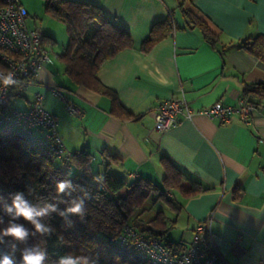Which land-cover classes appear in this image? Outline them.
I'll return each instance as SVG.
<instances>
[{
  "label": "crops",
  "instance_id": "obj_1",
  "mask_svg": "<svg viewBox=\"0 0 264 264\" xmlns=\"http://www.w3.org/2000/svg\"><path fill=\"white\" fill-rule=\"evenodd\" d=\"M71 1L99 8L128 32L133 48L104 62L96 79L115 93L121 114L129 116L112 114L106 97L58 77L54 64L41 67L38 85L20 99L21 109L35 93L42 94L66 149L85 150L95 159L102 153L116 156L107 171L127 183L147 179L160 186L165 159L211 188L188 199L166 193L177 203L175 222L183 226L171 239L182 244L176 252L184 251L195 225L212 213L211 232L223 264H264V101L247 121L232 117L223 124L196 116L159 134L153 119L160 102L181 94L194 111L217 102L236 106L244 87L264 83V0H194L191 11L217 37L215 46L186 27L177 0ZM169 14L177 29L140 50L152 26ZM257 37L262 40L252 44ZM243 41L252 44L248 50L239 47ZM48 86L60 90L63 100L48 93Z\"/></svg>",
  "mask_w": 264,
  "mask_h": 264
},
{
  "label": "trees",
  "instance_id": "obj_2",
  "mask_svg": "<svg viewBox=\"0 0 264 264\" xmlns=\"http://www.w3.org/2000/svg\"><path fill=\"white\" fill-rule=\"evenodd\" d=\"M177 3L186 27L199 32L202 39L210 45H217V37L207 24L191 11L194 0H177ZM44 6L45 11L60 21L66 31L68 44L60 55L64 75L74 85L106 97L110 102L112 114L128 117L126 113L121 114L123 109L115 93L96 79V72L104 62L124 50L133 48L128 32L110 21L99 8L83 2L44 0ZM176 29L173 16L169 14L165 21L152 26L140 50L146 52L153 44ZM258 39L262 40L257 37L252 44L258 42ZM45 42L48 40L42 34L43 46ZM252 44L243 41L239 47L247 49V45ZM241 97L243 101L257 108L261 105V101H264V83L244 87ZM24 157L28 159L24 160ZM95 158L89 152L79 150L74 153L69 152L68 158L57 159L47 150L31 147L26 139L8 129L0 128V193L5 197L9 192L14 191H23L27 195V186L31 185L35 192L28 196L29 200L36 203L37 197H41L43 202H52L58 196L55 184L66 178L65 173L69 168L74 172L71 179L77 186L73 196L81 194L80 187L91 193V198L86 201L87 213L83 222L76 216H69L65 220L53 213L50 215L48 225L55 229L54 234L51 237H41L38 234L35 238H30L28 244H38L46 249L48 264L66 253L93 255L99 253L100 264H147L137 258L130 244L118 243V234L122 227L127 226L146 239L156 240L168 252L180 253L176 252V248L181 247L182 244L174 243L169 237L170 227H173L171 225L175 224V220L168 225L169 221L162 212H157L154 218L147 222L130 224L129 220L132 215L139 212L143 203L151 196L165 201L178 210V207L173 205L174 199L167 196V192H174L188 199L212 189L190 180L165 159L162 160L164 175L158 186L147 179H136L127 183L122 178L111 175L107 170L110 164L118 159L114 155L102 153L98 159ZM99 174L104 177L102 186L91 182L92 176ZM65 206L59 205L61 209ZM4 218L8 219L7 216ZM27 227L32 228L31 225ZM58 236L63 238L58 239ZM4 247L7 250L6 246ZM17 260H19V252H17Z\"/></svg>",
  "mask_w": 264,
  "mask_h": 264
},
{
  "label": "built area",
  "instance_id": "obj_3",
  "mask_svg": "<svg viewBox=\"0 0 264 264\" xmlns=\"http://www.w3.org/2000/svg\"><path fill=\"white\" fill-rule=\"evenodd\" d=\"M27 12L20 0H0V80L9 73L19 82L5 88L0 83V128L8 129L26 139L31 147H40L57 159L68 158L64 143L57 133L56 118L44 105V96L35 93L25 109L12 108L11 104L23 98L29 88L38 85V75L44 64H53L42 45V33L26 26ZM47 92L63 100L56 87L48 86ZM79 116V111L68 108ZM257 111L256 106L240 101L236 106L217 102L210 107L192 110L183 95L160 102L153 114L154 131L164 134L183 121L196 116L220 123H230L232 117L247 121ZM213 214L197 223L187 248L178 254L170 253L154 239H146L134 229L124 226L117 236L121 245L130 244L139 260L147 264H223L211 232Z\"/></svg>",
  "mask_w": 264,
  "mask_h": 264
},
{
  "label": "clouds",
  "instance_id": "obj_4",
  "mask_svg": "<svg viewBox=\"0 0 264 264\" xmlns=\"http://www.w3.org/2000/svg\"><path fill=\"white\" fill-rule=\"evenodd\" d=\"M0 83L7 88L18 85V81L12 73L4 76ZM74 172L67 169L65 179L59 180L55 184L58 196L54 201H44L43 203H33L28 199L35 189L27 186V195L23 191L9 192L7 197L0 193V264H48L49 257L47 250L38 244L29 245L30 238H35L38 234L41 237H51L55 229L50 225L42 223V219L55 213L67 220L69 216H76L82 222L87 213L86 201L91 198V193L80 187V195L73 196L77 191L71 177ZM91 182L102 186L104 177L102 174L92 176ZM60 204L66 205L63 209ZM5 216L8 217L5 220ZM27 225H31L29 229ZM69 227L71 224L69 223ZM58 236V239H62ZM21 245H24L21 247ZM6 249L5 250V247ZM19 252V260H17ZM119 259V258H117ZM51 264H100L99 253L96 254H75L66 253L59 256Z\"/></svg>",
  "mask_w": 264,
  "mask_h": 264
},
{
  "label": "rangeland",
  "instance_id": "obj_5",
  "mask_svg": "<svg viewBox=\"0 0 264 264\" xmlns=\"http://www.w3.org/2000/svg\"><path fill=\"white\" fill-rule=\"evenodd\" d=\"M20 2L25 6L28 12V19L26 21L27 28L39 29L44 33V36L46 38L52 40L45 42L46 50L48 51L49 56L53 61L55 68L57 69V76H63L64 70L63 64L60 60V55L64 52L68 44L64 25L45 11L44 0H20ZM52 42L54 44H52ZM11 107L21 109L23 107L22 101H14L11 104ZM27 159V157H24V160ZM54 163L57 164V161L54 160ZM109 173L113 176L120 178L119 175L113 172V170ZM173 194L174 196H176V193L173 192ZM37 202L43 203L41 197H37L36 203ZM172 202L173 205L177 207V203H175V200H173ZM157 212H162L169 221L168 225H171L170 222L175 220V216L178 214L179 211L175 208H172V206L166 203L165 201L157 200L154 196H151L143 203L139 212H137V214L132 215L129 220V223L137 224L139 222H147L153 219ZM49 218L50 216L43 218L42 223L48 225ZM171 226L173 227H170L171 229L169 232V237L170 239L174 240L175 238H178V236H180V232L183 231L182 221L178 220L177 222H175L174 225Z\"/></svg>",
  "mask_w": 264,
  "mask_h": 264
}]
</instances>
